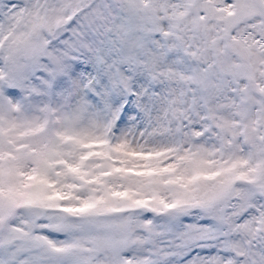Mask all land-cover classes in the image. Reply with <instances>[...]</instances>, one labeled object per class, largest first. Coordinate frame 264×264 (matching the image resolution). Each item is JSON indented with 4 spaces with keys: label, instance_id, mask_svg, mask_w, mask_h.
I'll return each instance as SVG.
<instances>
[{
    "label": "snow or ice",
    "instance_id": "snow-or-ice-1",
    "mask_svg": "<svg viewBox=\"0 0 264 264\" xmlns=\"http://www.w3.org/2000/svg\"><path fill=\"white\" fill-rule=\"evenodd\" d=\"M0 264H264V0H0Z\"/></svg>",
    "mask_w": 264,
    "mask_h": 264
}]
</instances>
